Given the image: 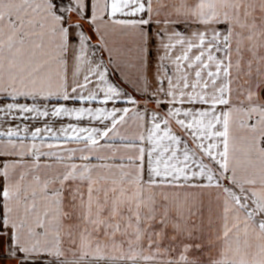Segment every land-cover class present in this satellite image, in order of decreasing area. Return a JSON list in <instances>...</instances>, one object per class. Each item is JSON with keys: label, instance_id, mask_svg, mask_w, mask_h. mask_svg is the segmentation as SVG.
<instances>
[{"label": "snow or ice", "instance_id": "obj_1", "mask_svg": "<svg viewBox=\"0 0 264 264\" xmlns=\"http://www.w3.org/2000/svg\"><path fill=\"white\" fill-rule=\"evenodd\" d=\"M0 264H264V0H0Z\"/></svg>", "mask_w": 264, "mask_h": 264}]
</instances>
